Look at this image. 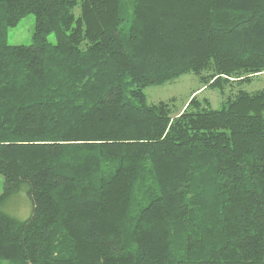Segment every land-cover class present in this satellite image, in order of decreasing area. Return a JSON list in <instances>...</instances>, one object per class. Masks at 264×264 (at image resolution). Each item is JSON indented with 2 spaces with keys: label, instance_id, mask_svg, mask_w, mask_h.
Segmentation results:
<instances>
[{
  "label": "trees",
  "instance_id": "obj_1",
  "mask_svg": "<svg viewBox=\"0 0 264 264\" xmlns=\"http://www.w3.org/2000/svg\"><path fill=\"white\" fill-rule=\"evenodd\" d=\"M189 72H264V0H0V264H264V89L147 103Z\"/></svg>",
  "mask_w": 264,
  "mask_h": 264
},
{
  "label": "rangeland",
  "instance_id": "obj_2",
  "mask_svg": "<svg viewBox=\"0 0 264 264\" xmlns=\"http://www.w3.org/2000/svg\"><path fill=\"white\" fill-rule=\"evenodd\" d=\"M79 11V7L74 8L75 14ZM34 31V15L29 13L19 20V22L7 30V42L11 45H29L32 43ZM49 42H55L53 33L47 36ZM264 89V72L255 76L248 83H231L225 84L223 90L211 88L204 85L200 76L192 72L182 74L175 79L169 80L160 85H149L144 88L147 103H158L160 101L167 102L170 109L171 117H174L187 103L196 97L201 101L209 103L213 109L220 108L224 99L233 97L238 90L254 92ZM3 177L0 175V193L2 191ZM2 209L10 216L24 220L31 213V203L26 194V187H22L19 191L10 196L2 205ZM8 264V263H3Z\"/></svg>",
  "mask_w": 264,
  "mask_h": 264
}]
</instances>
